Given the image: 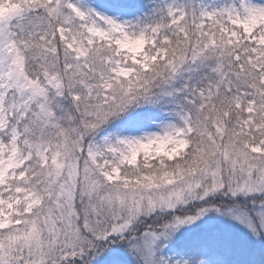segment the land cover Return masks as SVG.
Listing matches in <instances>:
<instances>
[{
	"label": "snow or ice",
	"instance_id": "6c2138e0",
	"mask_svg": "<svg viewBox=\"0 0 264 264\" xmlns=\"http://www.w3.org/2000/svg\"><path fill=\"white\" fill-rule=\"evenodd\" d=\"M0 264H264V0H0Z\"/></svg>",
	"mask_w": 264,
	"mask_h": 264
}]
</instances>
